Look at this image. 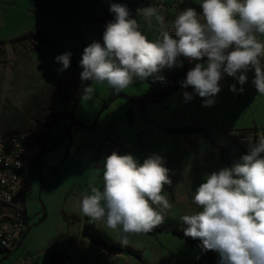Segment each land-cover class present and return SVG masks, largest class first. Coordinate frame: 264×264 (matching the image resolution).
<instances>
[{"label":"clouds","instance_id":"1","mask_svg":"<svg viewBox=\"0 0 264 264\" xmlns=\"http://www.w3.org/2000/svg\"><path fill=\"white\" fill-rule=\"evenodd\" d=\"M199 6L200 12L192 7L180 11L171 31L160 9H138L161 27L159 38L148 40L127 6L111 3L115 19L105 25L103 43L93 41L84 48L81 80L107 82L119 94L136 79L163 81L158 74L183 67V57L198 62L181 85L191 86L203 98V106L214 104L225 75L243 86L249 71H254L252 84L258 95L264 96V42L257 39V34H264V0H202ZM71 55L55 57L62 65L60 72L70 67ZM92 84L83 87L82 102L93 99ZM229 88L237 92L235 84ZM183 96L191 100L193 93L185 91ZM103 181L102 191L93 187L90 195L83 196L81 211L93 222L119 229L122 246L129 243L128 233H150L163 224L173 207L165 192V186L172 184L169 169L158 154L141 164L131 154L114 151L105 159ZM192 202L200 210L180 220L186 225L184 235L199 239L203 252H217L219 264H264V132L257 133L238 162L207 175Z\"/></svg>","mask_w":264,"mask_h":264},{"label":"rangeland","instance_id":"2","mask_svg":"<svg viewBox=\"0 0 264 264\" xmlns=\"http://www.w3.org/2000/svg\"><path fill=\"white\" fill-rule=\"evenodd\" d=\"M114 19L115 14L110 11V4L105 0L102 3L99 0H0V133H29L35 136L44 151H47V162L58 164V167L48 169L62 171L60 179L66 180L62 187L75 183V180L88 185L87 181L91 177L97 178V161H100L101 167L105 162L97 149H106V143L116 142L124 146L129 142H145L141 135L137 136L136 128L131 126L137 117V108H134V120L131 123L130 99L118 95L109 101L114 93L107 82H91L95 89L92 100L82 102L80 98L77 103L73 100L74 94L83 88L85 82L81 80L74 64H80L85 47L93 41L101 42L105 25ZM65 52L72 53L71 63L68 69L60 72L62 65L56 62L55 57ZM181 60L183 67L166 77L168 82L173 81L172 86L179 87L186 78V61L189 60L183 57ZM138 80H134L121 93L142 94L146 87L135 85ZM162 89L165 88L161 87L160 90ZM126 95L130 96L129 93ZM198 121L199 119L192 117V123ZM68 126H71L70 135L67 133ZM186 128L204 131L203 128L192 125ZM171 129L174 128L166 127L164 130L169 132ZM205 130L211 134L210 140L216 147L219 160L225 167H231L242 155L247 154L249 144L255 143L258 128L231 130L216 128L210 123V127ZM191 133L196 132L186 134ZM73 159H76L75 162H72ZM209 159L212 157L209 156ZM169 176L173 181L171 186H165V192L173 207L168 211L164 222L174 220L186 227L180 217L200 210L192 202L195 192L188 193L189 198L185 201L181 197L185 185L180 183L179 172L169 170ZM51 179L53 182L48 191L55 198L58 189L54 174ZM194 186L199 187V184L192 187ZM176 189L179 190L177 194ZM27 198L39 202L41 200L39 192L33 195L31 192ZM45 201L49 204V196H45ZM55 216L53 209L49 208L48 214L43 205L39 206L34 218L30 220V229L34 226L37 228L32 237L38 242L51 237L55 228ZM128 240L127 246H122L120 242L110 244L116 249L130 247L141 252L147 264H202L201 248L192 247V251L188 242L172 234L151 236L148 233H130ZM211 252L217 256L219 264V254ZM108 255H123L130 259V263L121 260L108 264H141L138 259L122 252ZM0 256L7 262L16 253L0 250Z\"/></svg>","mask_w":264,"mask_h":264},{"label":"crops","instance_id":"3","mask_svg":"<svg viewBox=\"0 0 264 264\" xmlns=\"http://www.w3.org/2000/svg\"><path fill=\"white\" fill-rule=\"evenodd\" d=\"M99 1L102 3L104 0ZM110 1L105 0L107 4L115 3ZM136 2L138 5L146 6L153 3L154 0H136ZM201 2L166 0L165 14L169 18L175 19V16L187 7L195 8L197 12H200L201 10L198 9H200L199 5ZM137 25L138 30L148 40L159 38L156 31L147 29L139 21H137ZM257 39L264 42V34H257ZM179 68H165L158 75L166 78L173 73L175 74ZM247 77V83L241 86L234 78L225 75L224 79L220 81L221 91L214 97V104L207 107L203 106V98L196 95L191 86L186 89L180 86H172L174 84L173 81L168 82L167 78L165 82L164 80L160 81L157 79L135 81L137 82L135 85H143L146 89L142 94L126 92L130 96L151 94L161 87H177V89L160 102L147 104L143 111L135 108L137 117H135L131 126L136 128L135 132H138L136 133L137 136L141 135L145 142L139 144L129 142V144L122 146L119 152H115L120 155L131 154L141 164L153 154L161 156L167 169L171 172H179L181 177L180 183L185 185L183 187L184 194H181V197H184L185 201H187L189 194L196 192L198 188L197 186L193 188V185H200L205 181L207 175L225 168V165L216 155V147L210 140V132L205 130L207 127H210V123L216 128L222 127L231 130H242L253 127H257L258 130L264 129V96L258 95L255 86L252 84L254 71H249ZM232 84H235L237 87V92L235 93L229 88ZM241 87H243V92L239 91ZM185 91L193 93L191 100H185L183 96ZM192 117L199 119L198 123H192ZM190 125L192 127L203 128L204 131L188 135L186 133L179 134L164 130L166 127L184 129ZM105 147L106 149L103 148L104 150L97 149V153L99 156H103L104 161L112 154V151L108 152L110 148H107V143ZM46 152L44 151L31 173L29 194L32 192L33 195L39 192L41 200L39 202L33 198L32 200H28L27 198L28 233L22 243L13 250L16 256L7 262L3 261L0 256V264L13 263L26 254L34 257L33 264H68L67 260L72 258L78 259L83 264H108L121 260H127L130 263L129 257L123 255L110 256L100 246L93 244L82 235L84 226L94 223L109 243L115 244L120 242L121 233L119 229H110L106 227L103 221L93 222L81 211L80 204L84 195H90L93 187L101 191L103 190V167L100 166V161H97L96 166L99 167V175L97 178L91 177L87 181L88 185L85 182L75 180V183L71 182L68 186L62 187L66 183V180L60 179L62 171L57 172L48 169V167L56 168L58 164L47 162L48 155ZM209 156L212 157L211 160ZM73 160L72 162H75L76 159ZM52 174H54L55 186L58 189V194L55 198L51 195L52 192L48 191V187L50 188L53 182L51 179ZM171 181L173 180L171 179ZM178 191L176 189V194ZM46 195L49 196V204L45 201ZM41 205L46 208L48 214L49 208L54 210L56 221L54 233L51 237L47 238L46 241L38 242L36 238L32 237V233L37 228L34 226L32 230L30 229V220L32 221L37 208ZM129 234H127L128 237ZM17 248L18 250H16ZM190 249L193 251L191 246ZM201 257H203L201 260L202 264H210L209 260L204 257L203 251Z\"/></svg>","mask_w":264,"mask_h":264},{"label":"built area","instance_id":"4","mask_svg":"<svg viewBox=\"0 0 264 264\" xmlns=\"http://www.w3.org/2000/svg\"><path fill=\"white\" fill-rule=\"evenodd\" d=\"M126 5L130 17L139 21L144 27L156 31L160 36L161 27L155 18L149 20L138 9L154 7L160 9L165 25L171 31L174 19L166 14V0H154L153 3L141 6L136 0H111ZM198 3L202 0H191ZM174 35V33H173ZM264 132V129L257 130ZM122 144L108 142V152L120 151ZM112 148V150H111ZM44 149L37 138L29 133H0V250L13 251L26 237L29 230L27 216V197L31 187V173L36 167ZM34 257L26 254L10 264H33ZM68 264H83L78 259L67 260Z\"/></svg>","mask_w":264,"mask_h":264},{"label":"trees","instance_id":"5","mask_svg":"<svg viewBox=\"0 0 264 264\" xmlns=\"http://www.w3.org/2000/svg\"><path fill=\"white\" fill-rule=\"evenodd\" d=\"M198 10H201V9H198ZM100 41L103 42V36L101 37ZM205 60H206V58H205ZM197 62L198 61H192L190 64L189 61H186V67L185 68H187V72L189 71V69L193 68L195 66V63H197ZM199 62H203V61H199ZM74 67L77 68V71L79 74L83 70L81 68L80 64H74ZM89 84H91V81H85L83 87H85ZM179 86L182 87L181 84ZM82 89L79 92H77L76 94H74L73 100L75 103H77L80 100L81 94H82ZM176 89H177V87H169V88H165L162 90H160V89L156 90L152 94H146V95L127 96L124 93L112 94L109 101H111L112 99H114L118 95L129 98L131 101V107L129 109V119H130V122L132 123V121L134 120V108H137L138 110L143 111L146 108L147 104L160 102L163 98H165L167 95L174 92ZM107 104H108V102L105 105H107ZM48 119H52V118H48ZM75 122L77 123L78 121L75 120ZM80 126L82 127L83 125L80 124ZM70 129H71V126H68L67 127L68 135H70ZM197 131L200 132L201 130H197V129H193V128L171 129L170 130V132H176V133H180V134L189 133V132H197ZM8 134H21V133H8ZM54 146H55V144L52 145L49 148V150L52 149ZM184 228H185L184 226H180L176 221L169 220V221L164 222L163 224L157 226L152 232H150L148 234L151 236H156V235H160V234H172L173 236H175L179 239H183L186 242H188L191 247L200 248L199 245L201 244V241L199 239H193L190 237H186L184 235V231H183ZM118 250L120 252H122L123 254H126L128 256H131V257L138 259L141 264H147V261L143 259L141 252H139L137 250L131 249L130 247H119ZM203 255H204V257H206L209 260L210 264H218L217 256L215 254H213L211 252V250H209L207 252H203Z\"/></svg>","mask_w":264,"mask_h":264},{"label":"water","instance_id":"6","mask_svg":"<svg viewBox=\"0 0 264 264\" xmlns=\"http://www.w3.org/2000/svg\"><path fill=\"white\" fill-rule=\"evenodd\" d=\"M83 237L88 239L93 244L100 246L108 254H119L120 251L108 242L105 236L99 231L94 223H90L83 228Z\"/></svg>","mask_w":264,"mask_h":264}]
</instances>
